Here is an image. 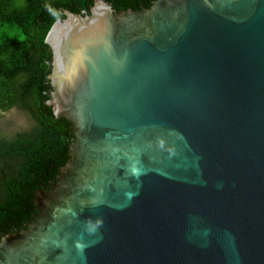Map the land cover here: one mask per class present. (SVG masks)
<instances>
[{"label": "water", "instance_id": "water-1", "mask_svg": "<svg viewBox=\"0 0 264 264\" xmlns=\"http://www.w3.org/2000/svg\"><path fill=\"white\" fill-rule=\"evenodd\" d=\"M62 13L70 157L0 264H264V0Z\"/></svg>", "mask_w": 264, "mask_h": 264}, {"label": "trees", "instance_id": "trees-1", "mask_svg": "<svg viewBox=\"0 0 264 264\" xmlns=\"http://www.w3.org/2000/svg\"><path fill=\"white\" fill-rule=\"evenodd\" d=\"M94 0H0V113L17 108L31 126L0 141V239L26 228L36 215V192L50 191L69 160L71 123L45 105L51 50L45 38L62 9L89 14ZM116 11L149 8L152 0H103ZM16 33V34H15Z\"/></svg>", "mask_w": 264, "mask_h": 264}, {"label": "rangeland", "instance_id": "rangeland-1", "mask_svg": "<svg viewBox=\"0 0 264 264\" xmlns=\"http://www.w3.org/2000/svg\"><path fill=\"white\" fill-rule=\"evenodd\" d=\"M13 30L3 29L0 32V40H8L11 38ZM16 34V33H15ZM31 126V121L28 115L17 108H12L9 111L0 113V141L8 140L16 133L26 132Z\"/></svg>", "mask_w": 264, "mask_h": 264}, {"label": "flooded vegetation", "instance_id": "flooded-vegetation-1", "mask_svg": "<svg viewBox=\"0 0 264 264\" xmlns=\"http://www.w3.org/2000/svg\"><path fill=\"white\" fill-rule=\"evenodd\" d=\"M142 9V8H141Z\"/></svg>", "mask_w": 264, "mask_h": 264}]
</instances>
